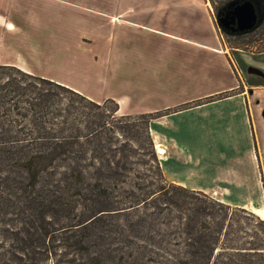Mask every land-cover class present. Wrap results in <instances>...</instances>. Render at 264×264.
<instances>
[{
	"label": "trees",
	"instance_id": "obj_1",
	"mask_svg": "<svg viewBox=\"0 0 264 264\" xmlns=\"http://www.w3.org/2000/svg\"><path fill=\"white\" fill-rule=\"evenodd\" d=\"M208 1L218 19L232 0ZM117 111L0 65V264H264V219L166 182L153 116ZM139 146L148 159L134 162ZM134 164L158 184L132 181Z\"/></svg>",
	"mask_w": 264,
	"mask_h": 264
},
{
	"label": "crops",
	"instance_id": "obj_2",
	"mask_svg": "<svg viewBox=\"0 0 264 264\" xmlns=\"http://www.w3.org/2000/svg\"><path fill=\"white\" fill-rule=\"evenodd\" d=\"M17 1L0 0V65L14 66L26 73L63 84L89 99H111L118 104V115L159 114L150 124V134L154 140H166L161 130H167L171 125L174 126V134L183 129L187 140H203L202 131L207 123L223 124L228 117L242 125L247 121L246 112L250 121L253 118L256 123V110L252 106L255 86L246 77L249 70L241 68L237 60L243 59L253 69L264 71L261 66L251 63L257 57L263 60L264 51L252 53L229 47L218 33L216 18L208 0H90L88 6L82 5L80 0H29L24 8L18 6ZM37 1L43 4L51 2L55 7H61L55 14L57 16L59 13L65 14L64 10L67 9L68 14L77 15L79 20L82 16L89 17L90 21L96 20L95 28L88 32L75 31L72 24L68 37L74 41V45L82 47V42H88L94 48L91 59L84 64L94 66L90 79L97 84V88L99 85L105 86L107 90L102 94L96 95L82 85L62 81L51 73L53 71L44 72L36 60L38 49L31 44L17 45L14 42L17 36L23 34L26 37L34 29L44 30L52 23L48 20V8L33 5ZM33 6L41 7L45 13L41 17L48 21H36L33 14H39L33 10ZM15 17L21 18L20 26L14 22ZM53 28L57 33L64 31L57 25ZM133 38L139 39L138 47L131 43ZM52 39L57 40L55 37ZM197 55L202 56L203 60L196 65L197 69L192 67L191 71L188 64ZM73 60V65L78 63L77 70L80 71V58L77 62ZM132 61L137 62L138 66L135 84L131 83L132 75L124 74L126 65ZM171 68L173 73L170 72ZM234 71L243 89H239ZM251 73L257 72L252 70ZM188 80L198 81L194 82L197 91H191L193 85L189 88ZM114 87H120V91L114 92ZM225 92L234 94L209 103L187 105ZM258 111L262 115L264 109ZM257 117L260 118L258 114ZM262 119L264 121L263 116ZM171 140L168 156L163 148L155 145L156 151L157 148L163 150L160 166L165 181L205 194L211 192L212 184L178 179L180 166L177 165L180 156L183 158L184 147ZM168 159L172 161L169 166L172 171L166 168ZM185 160L194 161L189 155ZM233 207L244 208L245 205L235 204Z\"/></svg>",
	"mask_w": 264,
	"mask_h": 264
},
{
	"label": "rangeland",
	"instance_id": "obj_3",
	"mask_svg": "<svg viewBox=\"0 0 264 264\" xmlns=\"http://www.w3.org/2000/svg\"><path fill=\"white\" fill-rule=\"evenodd\" d=\"M89 1L90 0H80V3L82 5L88 6ZM27 2H29V0L22 2L18 0L16 3L18 6L24 8L26 7ZM218 3L219 1L216 0L214 6L218 5ZM33 5H42L44 8H48V13L50 16L48 20L52 23H48L50 26L44 30L34 29L33 33H29L26 37L23 34L17 36L14 42L17 45L21 43H27L31 44L33 47H36V49H38L36 52V60L40 62L39 66L44 70V72L49 70L53 71L51 73L60 80L70 84L82 85L85 88L90 89V92L96 95L102 94L105 90H107L105 86L102 87L99 85V88H97V84L90 79L94 66L84 64L85 61H89L91 59L92 54L95 51L94 48H91L88 42H82V47L74 45V41L68 37V30L71 28L72 24L75 26V31L79 32L81 30L80 33L85 31L88 32L95 28L96 20L94 19L90 21L89 17L83 16L79 20L77 15L73 16V14H68L69 12L67 9L64 10L65 14L59 13L57 16L55 14L58 12V9H61V7H55L54 3L51 2L43 4L42 1H37L34 2ZM209 5L215 18L213 6L210 2ZM33 10L40 15L33 14L35 16L33 18L36 21H48L47 19L41 17L45 14L41 7L33 6ZM13 19L16 25L20 26L21 18L15 17ZM55 25L59 26L60 29H63L64 31H62V33H57V31L53 28ZM215 25L218 29V33H220L229 47L252 53H260L264 51V18L257 26L256 31L251 32L240 39L224 37L222 31L219 29L220 26L217 24V21L215 22ZM78 32H76V35ZM53 37H55V39H57V37L61 38L57 39L56 41H52ZM63 37L64 39L62 40ZM131 43L135 47H138L139 39L133 38ZM84 44L86 46H83ZM140 45H142V43ZM79 58L81 64L80 71L77 70L79 68L77 66L78 63H75L76 66L73 65V59H75L77 62ZM202 60V56H194V63L189 62L188 64L189 69L191 71L193 70L192 67L197 69L196 65ZM237 63H239L241 68L246 67L249 70L250 73L246 74V77H249V81L255 86L253 90L254 102L252 100V106L253 108L255 107L256 110V123L253 118L251 120L252 122L250 121V118L246 112L247 121L242 125L239 123V121L233 118L229 119L228 117L225 118V122L223 124L212 122L207 123L202 131L203 140H193V142L192 140H187L183 129L182 132L181 129H179L178 134H174V126L172 125L169 127L170 129L168 128L167 130H161L163 138L166 140L152 139L154 145H158L164 149L167 154L166 156L169 155L168 150H170L168 145L171 139L169 140V138H172L171 141H174L175 143H178L184 147L182 152L183 158L180 156V163L177 165L180 166V171L178 170L177 176L179 180L191 183H204V185L212 184V190L211 192L207 193V195L216 200L222 201L231 207H233L235 204L245 205L243 209L252 212L256 216L264 219V121H262V116L264 118V112L261 115V113L258 111L264 109V71H260L258 68L253 69V66H249L248 62H245L243 59L237 60ZM251 63L257 64V66L264 68V65H260L264 64V59L262 60L260 57H257L256 60L253 59ZM137 68V62L132 61V63L126 65V70H124V74L132 75L133 79H131V83L134 84L135 79L137 78L136 75L138 73ZM252 70H255L257 73L252 74ZM101 71L103 72V68ZM170 72L173 73V68H171ZM236 78L238 80V86L240 87L239 89H243L240 78L237 75ZM242 79L244 81L243 77ZM194 82L198 83L196 80L187 81L189 88L193 85L191 90L192 92L198 90L194 88ZM119 88L120 87H114L113 91H120ZM233 94V92H225L218 96L202 98L198 101H193L187 105L192 106L201 103H209L212 100L225 98ZM90 99L98 103H102L104 100L103 97H90ZM257 114L260 118L257 117ZM158 115H153V118ZM151 122L152 120L149 122V132ZM129 123L135 125L133 126V130L138 132L140 135L138 137L136 134L133 139L145 140L143 135L142 121L130 120ZM116 138H118V140H124L121 137ZM136 151L137 152L134 153V162H141L142 160L148 159V156L146 155L147 150L145 148L139 146ZM171 154H173V152H171ZM188 155L190 157L192 156L194 161L185 162L187 161L185 158ZM172 158L173 157H171V160ZM158 159L160 162H162V156H158ZM168 160L165 164L167 169H169V166L172 165V161ZM130 178L132 181L138 182L140 186L158 184L157 177L153 174V171L150 170L147 164H134ZM7 246L8 245H6V247Z\"/></svg>",
	"mask_w": 264,
	"mask_h": 264
},
{
	"label": "water",
	"instance_id": "obj_4",
	"mask_svg": "<svg viewBox=\"0 0 264 264\" xmlns=\"http://www.w3.org/2000/svg\"><path fill=\"white\" fill-rule=\"evenodd\" d=\"M228 16L216 19L217 24L222 28L224 19ZM238 23V32H248L257 27L259 23L258 15L252 1L245 0L234 7L231 12L230 23Z\"/></svg>",
	"mask_w": 264,
	"mask_h": 264
},
{
	"label": "flooded vegetation",
	"instance_id": "obj_5",
	"mask_svg": "<svg viewBox=\"0 0 264 264\" xmlns=\"http://www.w3.org/2000/svg\"><path fill=\"white\" fill-rule=\"evenodd\" d=\"M241 3L238 0H232L230 2V4L228 6H226L221 13L219 14L218 18H223V17H227V19H224L223 23H222V29H224L227 33L229 34H235L237 33V28H238V23L237 21H235L234 23H230V17H231V12L234 10V7ZM255 6V5H254ZM256 9V13L258 15V19H259V23L258 25L262 22L263 18H264V11L261 10L259 7L255 6ZM257 25V26H258Z\"/></svg>",
	"mask_w": 264,
	"mask_h": 264
},
{
	"label": "bare ground",
	"instance_id": "obj_6",
	"mask_svg": "<svg viewBox=\"0 0 264 264\" xmlns=\"http://www.w3.org/2000/svg\"><path fill=\"white\" fill-rule=\"evenodd\" d=\"M157 154H159V156H162L163 155V150L160 149V148H157Z\"/></svg>",
	"mask_w": 264,
	"mask_h": 264
}]
</instances>
